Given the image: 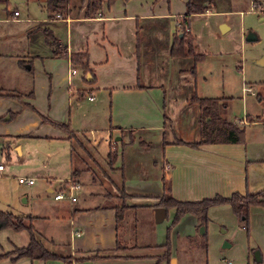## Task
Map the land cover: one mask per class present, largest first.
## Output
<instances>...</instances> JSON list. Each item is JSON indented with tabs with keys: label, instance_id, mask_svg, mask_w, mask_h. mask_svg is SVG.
Instances as JSON below:
<instances>
[{
	"label": "rangeland",
	"instance_id": "374dc122",
	"mask_svg": "<svg viewBox=\"0 0 264 264\" xmlns=\"http://www.w3.org/2000/svg\"><path fill=\"white\" fill-rule=\"evenodd\" d=\"M77 1L73 0L72 4ZM170 1L175 6L172 7L174 10L182 5L181 0ZM191 1L208 6L207 12L189 18L195 52L202 53L204 57L195 64V75L191 78L197 95L229 96V107L222 113L228 119L237 121L246 114L264 116V64L260 62L264 57V5L257 6L253 0ZM252 6L253 10L250 9ZM13 11L18 16H12ZM48 16L45 0H0V93H3L0 95V161L4 165L12 166L15 171L11 172L10 178L18 184L19 205L29 208L31 214L40 216L34 219L33 234H38L37 229L44 236L50 233L53 249L58 248L59 251L65 247L64 236L69 237L73 205L82 203L91 207L97 204L113 207L125 204V197L121 194L122 191L127 192L131 182L135 183L136 187L133 188H136V192L146 188L150 189V193L161 190L158 179L154 178L156 173L160 174L163 170L161 161L153 166L152 172L150 169L149 174L146 171L141 172L143 163L150 162L152 158L149 156L155 154V146L152 144L145 149L146 146L139 144V136L135 137L141 133L136 132L134 140L128 141L134 144L130 151L131 156L128 157L129 166L125 169V145H122L121 140L115 139L119 132H116L115 127L110 129V125L121 123L124 120L122 108L129 101L137 100L125 91L128 86L145 85L148 91L144 94L150 97L154 94L156 96V91L151 90L149 85L158 86L162 97L170 98L176 93H185L188 90L187 84L180 87V82L183 77L187 80L190 77L191 73L187 69L193 62V57L166 56V50L161 48L166 42L162 39L165 43L157 41L159 50L155 49L151 53L153 59L149 58V62L139 50V62L145 60L148 65L151 62L148 67H141L135 54H130L131 43L128 36L126 37V31L114 29L115 24H106L103 33L101 24L97 22L89 23L79 19L69 28L61 22L64 19L62 15H58L59 18L55 16L59 22L48 20ZM222 25L224 30H221ZM45 27L52 29L60 45L66 46L67 40L71 38L75 44L74 49L80 47L88 52L89 67L96 76L93 82L80 76L84 71L79 64L75 67L76 72L70 74L67 68L74 67L70 61L62 57L51 58L52 49L43 40ZM167 27L170 28L168 23ZM139 29L152 32L143 26ZM177 31L179 32V28L174 32ZM250 31L255 33L256 38L248 41L245 36ZM108 33L112 36L122 33L121 39L116 42L118 44L111 43L109 37H103V34L107 36ZM164 36L167 39L166 34ZM147 45L150 43L142 44L144 48ZM89 74L91 75V71ZM67 78L68 81L70 79L69 84ZM244 86L250 87L253 92L246 91ZM259 92L263 98L257 97ZM89 95L91 99H88ZM15 111L16 114L9 117ZM163 115L166 117L168 114L163 111ZM165 117L162 121L166 122V140L174 141L175 137L171 132L174 133L176 123L174 121L173 126H169L170 123ZM32 118H37L38 122L47 126L31 125L26 129L25 124ZM45 119L58 123L68 122L72 133L68 128L65 130ZM189 124L192 125L191 121ZM258 125L264 134V127L260 122ZM194 127L199 129L198 122ZM182 130L186 134L193 131L191 126ZM21 131L28 132L20 134L22 136L3 134ZM160 135L161 132L158 140ZM128 137L127 134L126 138ZM106 138L110 139L109 143ZM13 142L23 144L24 155L19 154ZM111 150L113 154L109 158L107 153ZM132 157L141 161L138 166L141 170L133 169ZM154 159L157 160L158 157ZM149 165L152 167L151 162ZM19 168H22L21 172ZM23 171L30 173L34 181L32 185L18 182L17 178L24 175ZM70 179L75 180L79 187L73 190L75 201L67 197L54 199V192L60 190ZM49 187L52 188L51 191L46 190ZM155 204L153 205L157 206ZM212 213L207 229L204 227L208 237L207 263L226 264L225 261L229 260L232 264H262L253 260L257 250H250L251 246L246 242V232L239 228L234 230L237 235H233L232 228L237 223L230 219L229 211L219 210L215 217ZM172 215V208L168 209L167 218L160 224H153L151 235L155 243H165L167 235L169 242L174 241L177 231L193 229L195 219L190 213L181 215L177 226V222L171 223ZM136 217L139 219L140 215ZM220 221L226 224L225 229L220 226ZM139 223L138 233L146 240L147 232L150 231L147 214L145 219L141 216ZM239 225L238 223V227ZM200 226L202 225H198L196 230L198 234ZM142 232H145L144 236ZM150 237L149 235L148 240H151ZM221 237L223 238L219 240ZM225 241L229 245L223 246Z\"/></svg>",
	"mask_w": 264,
	"mask_h": 264
},
{
	"label": "crops",
	"instance_id": "0c3cea01",
	"mask_svg": "<svg viewBox=\"0 0 264 264\" xmlns=\"http://www.w3.org/2000/svg\"><path fill=\"white\" fill-rule=\"evenodd\" d=\"M187 1L188 0H181L182 5H179L178 10H174L172 7L175 8V6L171 5L170 0H101L95 17H91V19L69 18L67 22H61L66 24L67 27L69 26V28L79 19L83 22H97L101 24L103 33L105 32V25L113 23L116 27L114 29H119L122 32L123 30L124 32L126 31V37L128 36L131 43L129 46L130 54H134V40L136 30L138 29L141 36L140 50L145 55L148 54L147 57L144 55L145 60L148 61L149 58H152L151 53H153L155 49L159 50V45L156 44L157 41H161L162 43L166 42V45L164 46L162 44L161 48L162 50H166V56H168V48L171 44L172 35L175 33V29L178 28L176 26L181 23L183 19L186 11L185 4ZM256 1L253 0V3L257 4V6L259 4L264 5V0H259V4ZM262 1L263 3L261 4ZM193 2L197 3L196 1ZM207 11L208 10L205 12ZM194 15L196 14L190 15V17ZM263 19L264 18H262V20ZM55 21L59 22L56 19L52 22ZM167 23L170 28L167 27ZM141 26L151 29L152 32H149L146 29H139ZM121 34L112 36L108 33L107 36L103 34V37H106L107 39L109 37L111 43L118 44L116 42L121 39ZM164 34H166L167 39ZM162 39H165V42H163ZM145 42H149L150 45H147L144 48L142 44ZM65 45L67 53L86 51L80 47L74 49L75 44L71 38L67 40ZM76 46L78 45L76 44ZM61 57L70 61L67 57ZM61 57L51 56L52 59H58ZM145 60H142L138 64L141 65V67H148L151 62L148 65V63L144 62ZM70 63L74 67L70 66L67 68V72L74 74L76 72L75 67L78 66L72 64L71 61ZM71 69H74L75 71L72 73ZM89 71H91V75L89 74ZM80 76L82 78L86 77V80L90 82H93L96 79L92 69L89 67V62L88 69L81 72ZM69 81L68 84L70 83ZM191 83V80L186 82L183 79L180 82V87L181 85L187 84L188 90L182 94L176 93L171 96L172 98H168V95V97H162L161 90L158 86L156 87V85H149L152 87L151 90L154 89L156 91V96L154 94L152 97L144 94L145 91H148V89L145 88V85H136L134 87L128 86L125 91L137 100L135 102L129 101L124 106L125 108H122V116L124 117V120H121V123L118 122L114 126L110 125V129L115 127V130H117L116 132H119V135L116 136L115 139L121 140L122 145H125V169L129 166L128 157L131 156L130 151L134 144L132 142L129 143V140H134L136 136H139V144L146 146L144 147L145 149L150 148L151 146L149 145L152 144L155 146V154L153 153L149 156L152 158L151 161L148 157L152 167L149 165L150 162H146L143 163V169L141 170L138 167L141 164V161L135 157H132L131 160L133 161V169H140L141 172L146 171L148 174L150 169L152 172L153 166L161 161L163 170L160 174L156 173L154 176V178L158 179L159 184L161 185L160 191L150 193L148 191L150 189L146 188L147 190L145 189L144 191L136 192V188H133L136 187L135 183L131 182L127 192H125L128 196L123 200V202L129 207L124 209L122 219L117 222L116 218H114V207L101 206V204L91 207L84 206L82 203L73 205L72 211L70 212L71 220L69 222V237H67V235L64 236L66 242V244H64L65 247L61 246L62 248L59 249V251H57L58 248L53 249L54 243L51 242L52 236L50 233L49 235L44 236L41 231H38L37 229L38 234H33L35 238L43 243L48 251L51 252L53 250L52 252L55 251L54 253L59 255L58 257L51 259H30L26 256L14 258L16 255L14 249L24 246L29 242V233L27 229L15 231L11 228H2L0 229V264H156V262L157 264H208L207 223L203 226V231L206 233V241L203 247L201 245L202 239L199 236V234L202 233L198 234L196 232L198 227L197 220L192 214L191 216L195 219L193 229H187L182 232L177 231V236L174 241L171 240L169 242L168 250L163 245L164 241H162V243H155V240L151 235L153 224H160L165 218H167L168 209H171H163L162 207L160 208L159 206L153 205L158 202L157 197L162 193V176H164V181L169 185L170 195L178 200L192 201L208 198L215 194L224 196L229 195L232 192L240 193L247 191L255 193L256 191L263 190L264 134L261 127L258 125V122L264 127V116L261 114H246L245 116L238 118L236 123L243 128V132L240 140L236 143L206 142L197 145L188 144L190 142L198 141L201 138L199 129L196 130V127H194V124L197 123L198 108L194 104L187 103V96L192 92ZM160 85L163 86V84H159V86ZM79 92L81 93V91ZM257 97L263 98V95L259 92ZM173 105L175 106L171 109V106ZM168 106L170 109H167ZM163 111L168 114L164 117L169 121V126H173L174 121L176 123L174 133L176 134L178 132V135H176L177 137L171 132V134L174 135L173 137H175L174 141L166 140V122L162 121ZM255 116L257 117L254 118ZM38 121L37 118H32L25 124V128L27 129L31 125H35V127L44 125ZM190 121L192 125L189 124ZM126 123L130 124L128 125ZM152 124H154V127H152ZM190 126L193 130L190 134L182 133V128ZM68 130L72 131L70 127H68ZM26 132L28 131H21L18 133L7 132L3 134L6 136H9L10 134L22 136L20 134ZM136 132L141 134H137L134 137ZM160 132V140H158ZM127 134L129 136L128 138H126ZM13 143L16 146L15 148L18 149L19 154L21 156L24 155L25 149L23 144L20 142ZM6 147V153L8 155L9 142L6 143ZM140 151L142 152V150ZM26 153H28L27 150ZM155 157H158V159L155 160ZM19 169L21 172L22 168ZM129 171L130 173L132 172L131 170ZM11 172L15 173L12 166L8 165H4V168L0 170V210L10 211L16 215H31L30 217L24 218L23 221L27 225L31 224L34 228V219L35 217L40 216L35 213L31 214L29 208L25 209L19 205L18 198L20 196V190L18 189V184L14 182V179L10 178V175H12ZM22 173H24V175L19 176L32 179L30 173L25 171ZM146 181L147 180H145V182ZM146 183L148 184V182ZM46 190L51 191L52 188L49 187ZM24 199L27 200L25 197ZM172 210L174 214V209L172 208ZM219 210L229 211V214L231 215L230 219L237 223L236 226L232 228L233 235H237L234 230H239V228L243 229L246 232V242L251 246L250 250L252 252L254 250L258 251V260H253L264 264V206L260 204L249 206L246 229L243 227L241 220L233 215L231 208L227 203L210 206L207 210L208 221L211 218L210 213L213 212L212 215L215 217ZM146 214L147 217H149L150 231L147 232V238L144 240L138 233V228L141 224L139 223L141 216L145 219ZM138 215H140L139 219L136 217ZM220 222V226L225 229L226 224L224 225L222 221ZM179 223L180 221H178L175 226L179 225ZM238 223L240 224L239 227ZM142 233L144 236L145 232ZM149 235L151 236V240H148ZM190 238H193V240H189ZM222 238L223 237L219 240ZM48 242H50L49 245H47ZM225 245H229V243L225 241L223 246ZM204 250H206L205 253ZM166 252L167 255L162 256V254ZM203 254H205V259H203ZM62 257H65L66 259H63ZM158 258L159 260H157ZM227 261L229 260L225 261L226 264H228ZM229 264H232V262Z\"/></svg>",
	"mask_w": 264,
	"mask_h": 264
},
{
	"label": "trees",
	"instance_id": "16d2710c",
	"mask_svg": "<svg viewBox=\"0 0 264 264\" xmlns=\"http://www.w3.org/2000/svg\"><path fill=\"white\" fill-rule=\"evenodd\" d=\"M73 0H45V8L49 14L48 19L50 21H54L56 15H62L64 19L67 18H87L91 19V17H95L97 14V10L99 9V5L101 0H78L77 3L72 4ZM256 1V0H255ZM259 1V0H258ZM260 2H258L259 4ZM208 9V6L205 4H197L192 1H187L185 4V14L181 23H179L176 27L179 28V32L172 35L171 44L168 48V57L178 58L185 57L191 55L193 57V62L188 66V72L191 74L190 77L184 78L186 82L189 80L192 81V77H194L195 73V64L201 61L204 57L202 53L195 52V42L194 37L191 33L189 26V17L192 14H202ZM140 33L139 30H136L135 34V59H137V63H139V50H140ZM43 40L49 45L52 49V56L54 57H67L68 60L72 62V64H79L83 70L88 69V53L86 51H76L67 53L66 46H62L59 44L56 37L53 35L52 29H48L47 27L43 30ZM23 62V61H22ZM25 62H23L24 64ZM184 71V70H183ZM185 72V71H184ZM192 92H190L187 96V103L194 104L198 108V127L199 134L201 138L198 141L190 142L188 144H202V143H222V142H231L236 143L241 138V134L243 132V128L240 127L235 120L227 119L223 116V112L227 110L229 107L228 100L230 97L228 96H199L197 95L194 89V81L191 83ZM188 88V87H187ZM3 95V93H0ZM9 114L10 117L16 114V111ZM164 117V115H163ZM255 116L254 118H256ZM46 120V119H45ZM53 124L64 128L65 130L69 127L68 122L56 123L52 120L47 119ZM46 120V121H47ZM252 120V118H251ZM72 133V131H70ZM113 151H109L107 155L109 158L112 156ZM162 185L163 192L160 196L157 197V203L155 205L159 207H163L164 209L173 208L174 214L171 223L177 222V220L184 213H190L196 217L197 225L205 226L208 221L207 210L210 206L216 204H224L227 203L233 215H235L239 220H241L243 227L246 229L247 220H248V209L250 205L260 204L264 206V189L256 191L255 193L250 192H232L229 195L221 196L219 194H215L214 196H210L208 198H202L199 200H178L174 199L169 192V185L164 181V176H162ZM122 197H127L128 195L122 191ZM114 218H116V222L120 221L123 216V211L125 208L129 206L125 204L114 205ZM26 217H30V215H16L10 211L0 210V229L2 228H11L15 231L20 229H27L30 240L19 248L14 249V253L16 254L14 258H18L19 256H26L30 259L40 258V259H51L58 257L54 252L48 251L43 243L33 236L32 225H27L23 219ZM201 237V245L204 247L206 241V233L199 234ZM189 240H193L190 238ZM117 243V242H116ZM165 248L169 249V237L167 235L165 240ZM166 250V251H167ZM167 255L163 253L162 256ZM66 259L65 257H62ZM159 260V258L157 259ZM157 264V262H156Z\"/></svg>",
	"mask_w": 264,
	"mask_h": 264
},
{
	"label": "built area",
	"instance_id": "2783aa9c",
	"mask_svg": "<svg viewBox=\"0 0 264 264\" xmlns=\"http://www.w3.org/2000/svg\"><path fill=\"white\" fill-rule=\"evenodd\" d=\"M253 6L252 8L250 7L251 10H253ZM12 15L13 16H17V12L16 11H13L12 12ZM57 18H59V16L57 15ZM63 21L67 22L68 19H63ZM75 70L74 69H71V72L73 73ZM246 91H249V92H253L251 90L250 87H243ZM92 97L89 95L88 96V99H91ZM107 141H109V139L106 138ZM4 168V163L0 162V170ZM18 182L19 183H26V184H32L33 183V179L31 178H26V177H23V176H19L17 178ZM75 189H79L78 187V183L73 180V179H70L68 180L67 183H65L60 190L54 192V195H53V198L58 200V199H63L65 197L69 198L71 201H75V197L73 196V190ZM227 263L229 264L230 261H227Z\"/></svg>",
	"mask_w": 264,
	"mask_h": 264
},
{
	"label": "water",
	"instance_id": "95a60500",
	"mask_svg": "<svg viewBox=\"0 0 264 264\" xmlns=\"http://www.w3.org/2000/svg\"><path fill=\"white\" fill-rule=\"evenodd\" d=\"M224 29H225V27L222 25V26H221V30H224ZM255 38H256V35H255V33L252 32V31L248 32V33L246 34V36H245V39L248 40V41H251L252 39H255ZM260 62L264 64V57H263L262 59H260ZM28 67H29V66H28ZM6 118H8V115L6 116ZM199 232H200V233H203V232H204V231H203V226H200V227H199ZM258 258H259L258 251H256V252H255V259L258 260Z\"/></svg>",
	"mask_w": 264,
	"mask_h": 264
}]
</instances>
